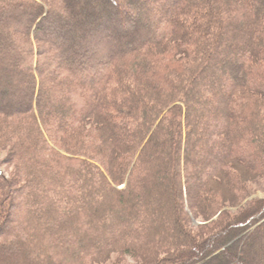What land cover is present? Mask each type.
Instances as JSON below:
<instances>
[{
	"label": "trees",
	"instance_id": "obj_1",
	"mask_svg": "<svg viewBox=\"0 0 264 264\" xmlns=\"http://www.w3.org/2000/svg\"><path fill=\"white\" fill-rule=\"evenodd\" d=\"M0 151V264H264V0H0Z\"/></svg>",
	"mask_w": 264,
	"mask_h": 264
},
{
	"label": "rangeland",
	"instance_id": "obj_2",
	"mask_svg": "<svg viewBox=\"0 0 264 264\" xmlns=\"http://www.w3.org/2000/svg\"><path fill=\"white\" fill-rule=\"evenodd\" d=\"M6 156H7V152H1L0 151V167H1V169H2V173L3 174H6V175H8L9 174V172H8V168H7V166H5L4 165V161H5V158H6ZM254 199H264V186H261V188L260 189H258V190H256V192H254V194L251 196V197H249L244 203H243V205L245 204V203H247L248 201H250V200H254ZM232 211H235L236 209H231ZM14 215V216H13ZM17 216V211L16 210H13V212H12V224L13 223H15L14 222V220H15V217ZM11 224V225H12ZM115 259V258H114ZM114 259H112L113 261H111L110 263H108V264H113L114 263ZM125 264H134V261L132 260V259H130V258H127L126 260H125Z\"/></svg>",
	"mask_w": 264,
	"mask_h": 264
},
{
	"label": "water",
	"instance_id": "obj_3",
	"mask_svg": "<svg viewBox=\"0 0 264 264\" xmlns=\"http://www.w3.org/2000/svg\"><path fill=\"white\" fill-rule=\"evenodd\" d=\"M3 173H2V169L0 167V178L2 177Z\"/></svg>",
	"mask_w": 264,
	"mask_h": 264
}]
</instances>
